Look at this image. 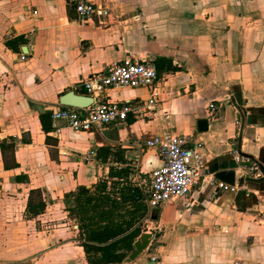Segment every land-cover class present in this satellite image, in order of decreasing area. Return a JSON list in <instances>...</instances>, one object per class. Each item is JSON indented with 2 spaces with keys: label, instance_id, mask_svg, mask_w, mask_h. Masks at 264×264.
<instances>
[{
  "label": "crops",
  "instance_id": "obj_1",
  "mask_svg": "<svg viewBox=\"0 0 264 264\" xmlns=\"http://www.w3.org/2000/svg\"><path fill=\"white\" fill-rule=\"evenodd\" d=\"M89 1L108 17L82 25L69 0H0V264H88L65 196L112 165L131 169L147 206L141 233L149 215L153 228L149 248L117 264H264V178L236 193L196 187L155 210L142 185L161 166L146 143L163 134L201 144L210 175L235 170L234 148L264 168V0ZM127 58L160 65L151 119L57 134L50 115L51 131L42 129L62 96L85 95V79ZM137 98L148 92L109 89L99 100ZM101 147L123 150L125 163L103 162ZM90 150L93 161L77 159ZM32 191L45 207L28 217Z\"/></svg>",
  "mask_w": 264,
  "mask_h": 264
},
{
  "label": "built area",
  "instance_id": "obj_2",
  "mask_svg": "<svg viewBox=\"0 0 264 264\" xmlns=\"http://www.w3.org/2000/svg\"><path fill=\"white\" fill-rule=\"evenodd\" d=\"M77 15L79 23H93L94 16L106 18L107 9L93 5L89 0H69ZM26 56L21 55L20 61ZM159 77L153 64L141 60L127 58L113 62L104 72L94 73L82 82L86 92L84 96L93 102L85 107L60 106L51 114L55 132L63 130L74 133H92L104 127L127 123L130 118L151 119L152 114L160 105L161 91L158 87ZM109 89L140 90L148 92L146 100L127 99L122 101L99 100L101 94ZM214 112L215 106H210ZM147 148L154 149L161 160V166L153 170L148 181H143L146 203L152 210L166 204L189 197L196 187H211L214 192L236 193L246 190L240 179L260 180L264 178V168L242 154L238 148L230 152L235 162L236 183L229 186L218 181L214 175L205 172L200 152L201 144L192 146L185 136L163 134L146 143ZM96 158L93 150L80 154L77 159L89 163ZM150 215L146 217L143 228L153 232ZM153 261V260H152Z\"/></svg>",
  "mask_w": 264,
  "mask_h": 264
},
{
  "label": "trees",
  "instance_id": "obj_3",
  "mask_svg": "<svg viewBox=\"0 0 264 264\" xmlns=\"http://www.w3.org/2000/svg\"><path fill=\"white\" fill-rule=\"evenodd\" d=\"M13 48L14 42H8ZM159 77L160 65H155ZM176 71V67H170ZM51 113L40 116L42 129L51 131ZM131 122V119H129ZM97 155L103 162L113 158L114 163H125L124 151L119 148L101 147ZM128 167L119 169L110 166L106 178H101L91 189L80 186L65 196L70 204V215L79 225L82 247L88 264H117L133 251V243L140 235V221L147 213V206L140 187L130 180ZM39 195L30 192L26 216L34 217L45 205L33 203L31 197Z\"/></svg>",
  "mask_w": 264,
  "mask_h": 264
},
{
  "label": "water",
  "instance_id": "obj_4",
  "mask_svg": "<svg viewBox=\"0 0 264 264\" xmlns=\"http://www.w3.org/2000/svg\"><path fill=\"white\" fill-rule=\"evenodd\" d=\"M93 102L92 98L78 95L74 92H69L60 98L61 106H70V107H85L90 105ZM199 131L203 132L207 130V121L200 120L198 122ZM214 177L229 186H234L236 183V172L233 169L223 170L217 172ZM243 183V180L240 179V184ZM153 238V233L151 231L143 232L139 235L137 240L133 244V252L125 260L126 263L132 262L137 259L141 254H143L151 245Z\"/></svg>",
  "mask_w": 264,
  "mask_h": 264
},
{
  "label": "rangeland",
  "instance_id": "obj_5",
  "mask_svg": "<svg viewBox=\"0 0 264 264\" xmlns=\"http://www.w3.org/2000/svg\"><path fill=\"white\" fill-rule=\"evenodd\" d=\"M130 156H133V155H131V154H130ZM139 179H140V178H139ZM148 179H149V178H148ZM148 179H147V178H145L144 180H145V181H148Z\"/></svg>",
  "mask_w": 264,
  "mask_h": 264
}]
</instances>
